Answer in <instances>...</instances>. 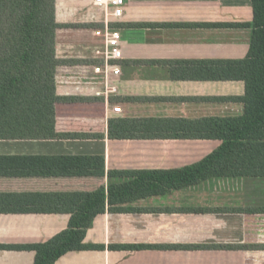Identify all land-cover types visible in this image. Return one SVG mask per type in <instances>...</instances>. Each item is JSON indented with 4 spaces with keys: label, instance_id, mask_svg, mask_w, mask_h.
Returning <instances> with one entry per match:
<instances>
[{
    "label": "crops",
    "instance_id": "1",
    "mask_svg": "<svg viewBox=\"0 0 264 264\" xmlns=\"http://www.w3.org/2000/svg\"><path fill=\"white\" fill-rule=\"evenodd\" d=\"M93 1L57 0L58 22L81 25L57 30L59 57L103 63L94 30L106 15ZM253 17L251 0H125L123 15L109 17L123 51L112 61L121 67L109 79L116 91L96 81L94 63L57 70V93L84 98L57 104V130L100 136L0 139V166L4 156H80L99 158L105 177L0 176L2 202L35 205V194L132 179L111 170L177 169L203 159L222 143L216 135L244 115L237 98L245 80L218 61L248 56ZM117 133L134 138L111 136ZM121 206L128 210H107L87 230L85 242L104 248L70 251L54 264H264V249L228 247L264 245V212L234 210L264 207V176L213 177ZM69 220L66 213L0 212V245L45 242ZM35 256L0 248V264H35Z\"/></svg>",
    "mask_w": 264,
    "mask_h": 264
},
{
    "label": "trees",
    "instance_id": "2",
    "mask_svg": "<svg viewBox=\"0 0 264 264\" xmlns=\"http://www.w3.org/2000/svg\"><path fill=\"white\" fill-rule=\"evenodd\" d=\"M253 35L248 56L240 60H219L238 70L245 80V94L237 99L245 105L244 115L234 127L216 136L222 143L200 161L177 169L111 170V175H127L130 181L99 185L91 191L35 194L37 204L2 202L0 212L66 213L68 227L45 242L0 245V248L31 249L35 264H54L70 251L101 249L86 243L87 230L95 218L109 211L128 210L122 204L172 189L196 185L213 177L264 176V0H251ZM57 0H0V139L42 140L93 138L98 134L59 132L57 104L80 101L82 97L57 93L60 66L94 63L57 54V30L81 26L60 23ZM99 26V24H96ZM115 138H134L113 134ZM99 158L70 156H4L0 176L97 177L106 175ZM1 196V195H0ZM30 197H25V202ZM194 210H208L195 208ZM264 212V207L234 208ZM118 247L122 245H116ZM145 245H130L144 247ZM126 247H129L128 245ZM231 248L264 249V245H234Z\"/></svg>",
    "mask_w": 264,
    "mask_h": 264
},
{
    "label": "built area",
    "instance_id": "3",
    "mask_svg": "<svg viewBox=\"0 0 264 264\" xmlns=\"http://www.w3.org/2000/svg\"><path fill=\"white\" fill-rule=\"evenodd\" d=\"M94 5L101 7L105 11L104 25L95 28L96 36L103 40V63L93 66V73L96 81H103L107 92H115L116 87L109 83L112 75H119L121 67L112 63L123 57L121 46V32L118 28L111 25L109 17L119 18L124 13L125 0H94ZM101 94V92H99ZM115 112H120L121 107L114 108Z\"/></svg>",
    "mask_w": 264,
    "mask_h": 264
}]
</instances>
